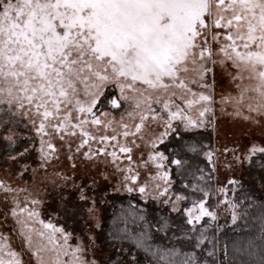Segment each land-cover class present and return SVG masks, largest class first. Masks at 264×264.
Masks as SVG:
<instances>
[{
  "label": "snow or ice",
  "instance_id": "obj_1",
  "mask_svg": "<svg viewBox=\"0 0 264 264\" xmlns=\"http://www.w3.org/2000/svg\"><path fill=\"white\" fill-rule=\"evenodd\" d=\"M217 65L234 69L233 80L254 82L237 84L233 114L264 127V0H0V140L15 145V126L23 125L39 137L42 161L59 151L53 142L58 140L72 153L70 160L76 154L88 162L111 157L119 169L115 149L131 164L133 146L139 147L136 138L144 140V133L151 134L148 143L155 148L178 130L175 121L186 131L204 126L203 118L212 112L209 76ZM248 93L249 103L244 105ZM193 105L199 106L197 119L188 114ZM106 109L120 110L119 119ZM157 128L162 130L157 133ZM120 136L125 143H120ZM111 142L115 144L109 152ZM188 150L196 152L194 145ZM29 151L25 147L18 155ZM249 151L264 153V147L253 145ZM149 160L158 170L165 160L179 167L187 163L162 152L150 154ZM202 172L190 173L195 181L190 183L193 195L200 194L191 199L190 207L177 206L189 200L183 195L162 201L171 205L172 212L183 214L174 239L192 250L153 248L143 231L135 242L151 258L148 264H224L218 259L219 238L212 231L217 213L206 206L210 192L199 183L205 179ZM157 178L171 183L168 171L151 177ZM128 179L136 176H125ZM0 189L6 194L27 191L3 181ZM138 190L143 194L146 186ZM219 191L226 194L227 189ZM168 192L165 186L159 195ZM30 195L25 196L24 207L14 195L9 212L31 259L25 261L10 238L0 233V264H32V260L98 264L88 255L94 239L85 245L76 237L72 244L73 233L51 220L45 222L35 208L28 207L40 203ZM85 198L81 192L80 199ZM236 221L233 212L232 223ZM170 227L162 217L157 230ZM260 239L259 246L251 241L233 245L245 257L239 264H264V235ZM227 251L225 245V255Z\"/></svg>",
  "mask_w": 264,
  "mask_h": 264
},
{
  "label": "rangeland",
  "instance_id": "obj_2",
  "mask_svg": "<svg viewBox=\"0 0 264 264\" xmlns=\"http://www.w3.org/2000/svg\"><path fill=\"white\" fill-rule=\"evenodd\" d=\"M235 70L231 67H221L217 65L214 74H210L209 83L212 84L210 89L216 115V137L218 141L216 156H215V178L217 185V193L215 196L216 206H212L209 197H205L206 206L211 205V210L217 213V225L222 224L224 216L227 214V204L229 202L228 185L230 180L239 181L244 167L248 164V160L253 154L250 153V148L253 145L264 147V127L258 126L249 121H245L243 117L234 115L236 101L234 98L239 96L237 84L241 86L249 83L246 78L233 80L232 75ZM245 77L247 74H244ZM201 91L202 89H196ZM207 94V93H206ZM246 94L244 105L249 103ZM198 105H193L192 109L188 110V114L193 119L198 118ZM111 111L116 119H119L118 109H106ZM247 115V111H244ZM178 129L176 132L185 131L183 124L180 121L174 122ZM14 139L16 141H29L25 147L31 151L25 153L23 157L18 154L12 155L16 159H11L12 156L1 157L0 154V181H3L6 186L13 189H26V192L6 194L0 189V233L7 235L10 238L11 246L14 250L21 252L25 261L31 259L30 254L24 251V243L17 231V225L14 218L11 216L9 209L13 207L12 197L15 195L20 201V206L24 207L25 196L30 195V199L34 198L40 201L38 205L29 204L28 207L35 208L40 213V219L45 222L51 220L57 226H62L66 231L73 233L72 244L77 243L76 237H80L85 245H88L90 240L94 239V246L89 250V258L94 257L98 264H106L103 259L109 255L98 239L99 228V211L96 205L91 202V192L93 189H109L115 192L125 194L129 188L133 192L138 193L141 198L152 197L157 200H164L159 195L160 191L166 185L159 178L153 180L152 176H156L158 171H167L164 168L157 169L156 163L149 160L150 154H155L157 150L151 146L148 141L151 139L150 133H144V140L136 138V144L139 147L133 146L132 160L130 164L126 159L125 154L117 151L120 159L117 161L119 169L111 162V157L100 156L92 162L83 161L79 154H76L73 159L68 157L72 155L66 148H61L60 142L54 140L59 151L52 155L47 161H42L39 153V137L30 128H25L23 125L15 126ZM162 129H155L158 133ZM118 131H122L118 129ZM112 135L111 131L107 133ZM129 141L132 137L128 138ZM9 145L8 142L0 140ZM120 143H125L123 136L119 137ZM111 142L108 151H113ZM158 144V143H157ZM24 147V148H25ZM96 145L93 144V149ZM87 148L82 149L86 151ZM24 149L21 151L23 152ZM260 153V152H257ZM256 154V153H255ZM144 161H148L147 166ZM73 164L76 167H73ZM132 171L128 172L127 169ZM120 169H124L121 171ZM138 173V175H137ZM181 173V172H180ZM184 174V173H181ZM125 176H136L135 180H125ZM160 188L157 189L156 185ZM146 186V191L142 194L139 192V187ZM264 188V185L258 184ZM226 188V194H222L219 190ZM81 192L86 197L80 199ZM199 195L190 196L191 199L198 198ZM85 201L86 203H84ZM228 201V202H226ZM83 202V203H82ZM81 206V211L78 212V223L68 221L70 208ZM191 204L188 206L190 207ZM78 209V208H77ZM77 212V210H75ZM73 212L71 213V216ZM207 219V218H205ZM36 227H39L37 224ZM32 264L35 261L32 260Z\"/></svg>",
  "mask_w": 264,
  "mask_h": 264
},
{
  "label": "trees",
  "instance_id": "obj_3",
  "mask_svg": "<svg viewBox=\"0 0 264 264\" xmlns=\"http://www.w3.org/2000/svg\"><path fill=\"white\" fill-rule=\"evenodd\" d=\"M213 102L212 100V112L203 118L204 126L173 132L164 139L163 143H158L155 147L157 152L164 153L169 159L187 161L183 167L170 164L168 160L163 162L171 181L165 199L174 198L176 195L189 197V200L181 201L177 205L181 209L191 204L190 196H193V192L190 183L195 181L190 173L196 169L203 170L202 174L205 179L199 183L208 188L210 202L212 206H216L215 156L218 141L216 137L217 113L213 108ZM28 143L20 140L15 145H8L0 141L1 157L20 153ZM192 145L195 146L196 152L188 150ZM196 175L199 176L201 173L196 172ZM258 184L264 185V153L251 156L238 183L228 185L229 202L231 203L227 204V214L222 224L212 223V231L216 232L220 241L218 259L223 260L224 264H239L240 260L245 258L235 251L234 244L240 242L247 244L251 241L259 246L262 242L260 238L264 235V188L259 187ZM196 195L200 196L199 193ZM91 197L90 203L96 205L99 211L98 239L102 247L109 252V255L103 259L106 264H148L151 258L142 248H138L135 242L143 231H147L151 237L148 242L153 248L176 247L180 248L181 252L192 250L186 245L182 247L176 243L174 233L179 234L177 226L183 225L184 216L181 212H172L171 205L164 204L163 200L152 197L141 198L133 191L121 194L109 189H93ZM173 202H175L174 199ZM232 203L236 204L235 208L232 207ZM79 211H81V206L73 205L70 208L68 221L77 224ZM233 212L237 215L235 224L232 223ZM162 217L167 218L171 226L167 231L157 230ZM225 245L228 249L227 255L224 253Z\"/></svg>",
  "mask_w": 264,
  "mask_h": 264
}]
</instances>
